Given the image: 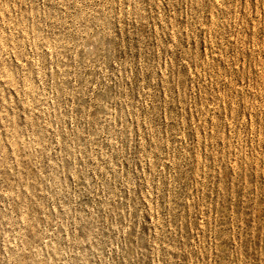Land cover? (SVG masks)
Returning a JSON list of instances; mask_svg holds the SVG:
<instances>
[{"label": "rangeland", "instance_id": "374dc122", "mask_svg": "<svg viewBox=\"0 0 264 264\" xmlns=\"http://www.w3.org/2000/svg\"><path fill=\"white\" fill-rule=\"evenodd\" d=\"M0 264H264V0H0Z\"/></svg>", "mask_w": 264, "mask_h": 264}]
</instances>
